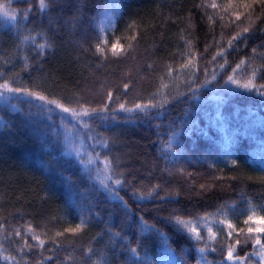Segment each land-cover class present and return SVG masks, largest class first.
Returning a JSON list of instances; mask_svg holds the SVG:
<instances>
[{
    "label": "trees",
    "instance_id": "16d2710c",
    "mask_svg": "<svg viewBox=\"0 0 264 264\" xmlns=\"http://www.w3.org/2000/svg\"><path fill=\"white\" fill-rule=\"evenodd\" d=\"M119 2L104 39L112 0H0L2 264H160L166 251L198 264L197 247L225 264L229 247L254 250L264 0ZM178 218L208 225L197 240Z\"/></svg>",
    "mask_w": 264,
    "mask_h": 264
},
{
    "label": "rangeland",
    "instance_id": "374dc122",
    "mask_svg": "<svg viewBox=\"0 0 264 264\" xmlns=\"http://www.w3.org/2000/svg\"><path fill=\"white\" fill-rule=\"evenodd\" d=\"M122 11L121 4L119 0H112V3L108 8H106L102 14L100 15V20H99V29L102 34V37L104 39L110 34L116 24L117 18L120 16ZM264 97V93H260ZM222 96L217 95V94H212L209 99L212 104L210 105V108L215 111L217 114L215 116V125L218 126L219 128L223 127V120L221 118V115L219 112H217L216 106L222 101ZM73 127V126H71ZM74 132V131H73ZM74 134V133H73ZM69 133L67 134L68 138H74L75 136ZM171 145L175 146L177 145V137H173L171 141ZM171 155L173 157L178 155V152L176 149H171ZM262 219H259L258 222V229H264V223L261 222ZM185 222H190L188 226H185V224H182L183 227L189 230L193 238L197 239V234L200 236V227H206L208 224L203 220L200 222H194V221H185ZM190 229H195V231H191ZM259 237L257 240L260 241V243H256L254 246L253 252L249 255V257L244 258L241 257L237 254V251L233 249V260H228L227 258L225 259V264H264V249L261 248V244H264V231H259ZM199 240V239H197ZM203 247H197L199 254H200V262L198 264H205L206 261V254L208 252L207 248H203L204 251L201 252L200 249ZM227 257V256H226ZM235 257H240V259H235ZM251 258V259H250ZM6 260V257L2 253V249L0 247V264ZM160 264H180L177 261V257L173 254V252L166 251L160 258Z\"/></svg>",
    "mask_w": 264,
    "mask_h": 264
},
{
    "label": "snow or ice",
    "instance_id": "6c2138e0",
    "mask_svg": "<svg viewBox=\"0 0 264 264\" xmlns=\"http://www.w3.org/2000/svg\"><path fill=\"white\" fill-rule=\"evenodd\" d=\"M40 3H41V8L46 7V5H45V0H40ZM212 6L215 7L216 5L213 4ZM4 14L7 15V13H4ZM12 19H15V17L13 16ZM246 30H247V29H245V31H246ZM41 47H43V45H41ZM112 48H113V51H115V49H116V45L114 44V45L112 46ZM229 80H232V77H229ZM233 82H235V81H233ZM0 87L7 89L8 86H7V84H4V85H0ZM125 87H127V85H125ZM243 87L248 88V84L243 85ZM8 90H9V91H13L12 89H8ZM109 95H111V94H109ZM40 98L43 99L42 97H40ZM138 107H139V106H138ZM64 111H68V109H64ZM117 183L119 184V181H117ZM177 222H178V223L185 224V226H188V224L190 223V222L181 221V220H179V218L177 219ZM261 222L264 223V219H262ZM245 223H247V221H246ZM228 227L231 228L232 225L229 224ZM75 230L78 231V230H79V227H78L77 229H75ZM190 230H191V231H195V229H190ZM249 231H252V229L250 228ZM256 231H264V229H257ZM200 238H201V237L199 236V234H197V239H200ZM41 243H43V241H41ZM237 243H239V241H237ZM256 243L259 244L260 241L257 240ZM260 246H261L262 249H264V244H261ZM200 251L203 252L204 249L201 248ZM262 256H264V254H262ZM226 258H227L228 260H233V259H234V257H233V249H232L231 247H229V250H228V253H227V257H226ZM235 259H240V257H235Z\"/></svg>",
    "mask_w": 264,
    "mask_h": 264
}]
</instances>
